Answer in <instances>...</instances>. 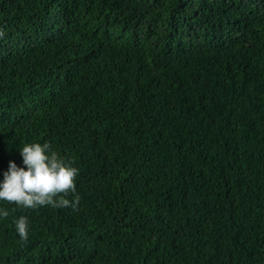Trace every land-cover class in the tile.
Returning <instances> with one entry per match:
<instances>
[{"label": "trees", "instance_id": "trees-1", "mask_svg": "<svg viewBox=\"0 0 264 264\" xmlns=\"http://www.w3.org/2000/svg\"><path fill=\"white\" fill-rule=\"evenodd\" d=\"M46 142L79 204L0 264H264V0H0V183Z\"/></svg>", "mask_w": 264, "mask_h": 264}, {"label": "clouds", "instance_id": "clouds-1", "mask_svg": "<svg viewBox=\"0 0 264 264\" xmlns=\"http://www.w3.org/2000/svg\"><path fill=\"white\" fill-rule=\"evenodd\" d=\"M23 164L20 167L10 161L9 169L0 183V201L15 203L17 206L33 209L37 206L53 208H76L79 196L66 198L69 191L76 193L75 178L78 169L71 167L49 143L27 144L20 149ZM7 218V210L0 211ZM16 230L22 240L28 238L27 220L20 217L15 221Z\"/></svg>", "mask_w": 264, "mask_h": 264}]
</instances>
